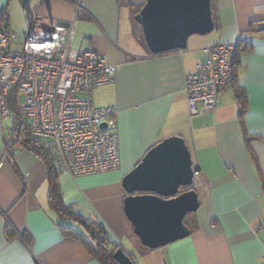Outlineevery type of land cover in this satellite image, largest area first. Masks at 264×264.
Returning <instances> with one entry per match:
<instances>
[{
  "label": "crops",
  "instance_id": "crops-1",
  "mask_svg": "<svg viewBox=\"0 0 264 264\" xmlns=\"http://www.w3.org/2000/svg\"><path fill=\"white\" fill-rule=\"evenodd\" d=\"M75 1L0 0V28L15 31L19 44L34 8L73 23ZM211 1L218 24L214 30L190 36L185 49L160 54L151 53L141 33L134 32V15L120 0H81L85 13L75 23V49L92 47L108 63L120 65L114 81L93 89V102L117 108L121 161L112 171L77 177L58 173L63 200L100 221L113 242L145 252L148 264H264V191L245 142L247 135L264 176V0ZM221 42L238 43L234 61L245 110L241 113L231 85L219 93L214 109L191 115L186 75L205 60V49ZM7 120L0 127V264H103L61 227L78 226L61 220L50 207L45 162L19 142L14 159L8 156L13 120ZM171 135L184 137L201 173L194 186L200 196L197 228L146 251L123 209L122 178Z\"/></svg>",
  "mask_w": 264,
  "mask_h": 264
},
{
  "label": "built area",
  "instance_id": "built-area-1",
  "mask_svg": "<svg viewBox=\"0 0 264 264\" xmlns=\"http://www.w3.org/2000/svg\"><path fill=\"white\" fill-rule=\"evenodd\" d=\"M74 4L77 15L68 26L34 8L20 50L14 48L19 35L0 28V127L14 116L9 104L13 94L31 136L47 150L57 173L77 177L120 166L117 108L93 102V89L114 81L120 65L108 63L92 47L73 48L76 20L85 13L81 0ZM2 18L0 8V22ZM237 44L221 42L205 49V60L186 75L191 115L214 109L219 93L237 78ZM20 95H25L23 106ZM104 122L106 126L102 127ZM16 136L12 132V138ZM15 144L6 149L12 159ZM193 167L196 185L201 173Z\"/></svg>",
  "mask_w": 264,
  "mask_h": 264
},
{
  "label": "water",
  "instance_id": "water-1",
  "mask_svg": "<svg viewBox=\"0 0 264 264\" xmlns=\"http://www.w3.org/2000/svg\"><path fill=\"white\" fill-rule=\"evenodd\" d=\"M134 20L153 54L185 49L190 36L215 28L211 0H146ZM194 186L192 153L181 135L156 143L123 176V209L144 246L160 248L192 233L184 219L200 207ZM182 187L188 189L180 191ZM114 258L117 264H136L123 247Z\"/></svg>",
  "mask_w": 264,
  "mask_h": 264
},
{
  "label": "trees",
  "instance_id": "trees-1",
  "mask_svg": "<svg viewBox=\"0 0 264 264\" xmlns=\"http://www.w3.org/2000/svg\"><path fill=\"white\" fill-rule=\"evenodd\" d=\"M120 4H124L123 0H120ZM130 9H134V5L132 3L125 4ZM143 5L141 4L138 8L140 11L141 7ZM211 8H212V15L215 22V26H217L216 19L213 14V6L211 1ZM3 10V9H2ZM138 10H135V14L139 12ZM134 14V15H135ZM4 21V10H3V18L1 22ZM0 22V27H1ZM136 27L134 24V32L137 33ZM140 40L144 43V37L143 35L140 36ZM232 86L236 89V96L238 98L239 104L241 106L242 112H244L246 107V95L245 91L242 87L237 86V78L232 83ZM10 108L14 112V116L12 118L13 124H12V132L13 134L16 133V138H12V135L9 139H6L7 147L12 146L15 144L16 141H20L22 145L34 152L37 156H39L46 164L47 171H48V182H49V205L52 209L55 210L57 215L61 220L64 221H72L75 222L78 227L70 226L67 224H62L61 227L64 229L66 234H69L79 240H81L87 249L96 256L103 264H117V261L114 258L115 251L121 247L120 244L113 242L104 225L97 220L91 219L82 213L78 212L73 206H69L64 203L62 192L60 189V185L58 182V173L55 170V168L52 165L51 157L47 150L44 148V146L39 143L37 140H35L28 129L27 122L19 112V109L16 104L15 96L11 94L9 99ZM245 142L250 150L251 157L256 165V169L261 175L262 180V186L264 191V176L261 173L260 165L257 156L252 150L251 147V138L247 135L245 136ZM196 169H198L196 167ZM193 213H188L184 219V222L186 225L194 231L197 226L195 224V220L193 219L192 222L188 221L189 216ZM82 229V230H80Z\"/></svg>",
  "mask_w": 264,
  "mask_h": 264
},
{
  "label": "rangeland",
  "instance_id": "rangeland-1",
  "mask_svg": "<svg viewBox=\"0 0 264 264\" xmlns=\"http://www.w3.org/2000/svg\"><path fill=\"white\" fill-rule=\"evenodd\" d=\"M123 2H124V4H127V3H132L133 5H134V9H131V11H132V16L135 14V10H138L139 8V6L142 4H144L145 2H146V0H123ZM139 11V10H138ZM15 16L16 17H18L19 15H16L15 14ZM20 17V16H19ZM134 22V24H135V27H136V29H137V33L140 35V33H141V35H142V31H141V27H140V25L134 20L133 21ZM195 35H198V34H194L193 36H195ZM205 35V34H204ZM15 50H20V44H18V43H15ZM73 48H78V46H77V44H76V42H74L73 43ZM19 103H20V105L21 106H23L24 104H25V95H20L19 96ZM7 123H9V124H11L12 123V120L11 119H9V120H7ZM188 188L187 187H182L181 189H180V191H185V190H187ZM193 219H194V215L193 214H191L190 216H189V218H188V221L189 222H192L193 221ZM131 246V245H130ZM146 249V251H153L152 249H150V248H145ZM124 250L127 252V254L128 255H130L131 257H132V259L135 261V263L136 264H148V262L145 260L146 258L145 257H147V255H146V253L145 252H142V251H140V249H135L134 247H130V248H128V250L127 249H125L124 248Z\"/></svg>",
  "mask_w": 264,
  "mask_h": 264
}]
</instances>
